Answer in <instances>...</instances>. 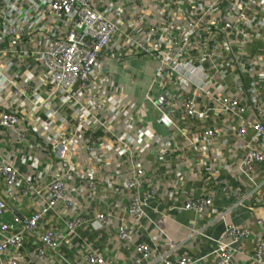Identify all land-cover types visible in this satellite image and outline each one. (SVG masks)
Masks as SVG:
<instances>
[{
  "label": "crops",
  "instance_id": "crops-1",
  "mask_svg": "<svg viewBox=\"0 0 264 264\" xmlns=\"http://www.w3.org/2000/svg\"><path fill=\"white\" fill-rule=\"evenodd\" d=\"M92 4L118 22L122 32L99 59L91 87L69 103L50 96L51 81L42 61L50 40L67 31L66 23L49 17L31 27L30 18L36 14L29 0L17 2L21 14L10 13L26 27L28 37L16 46L17 55L0 54V71L12 82L0 94V117L7 111L20 116L15 131L0 126V164H9L21 179L35 178V182L28 196L15 201L0 179V200L7 207L3 219L29 217L46 206L47 187L58 173L50 145L54 139H74L70 152L75 168L67 189L81 198L74 211L61 207L50 211L38 225L37 234L25 237L17 252L22 264H41L35 253L39 236L48 232L61 235V240L57 250H48L45 264H89L91 252L114 264H131L140 257L136 249L140 244L152 250L145 264H164L158 260L162 256L176 264L183 255L214 264L218 241L230 225L250 232L235 248L232 264H256L253 255L264 235V165L251 174L253 182L245 177L241 165L246 145L253 138L256 149L264 153V136L247 125L258 121L252 94L264 103V0H221L213 10L202 0H168L166 7L153 0H115V7L123 12L121 19L108 13V0H92ZM194 13L205 19L212 33H221L204 41V31L194 32L192 27ZM166 17L173 21L178 42H164L158 31L172 28ZM242 20L249 23L244 32L236 29ZM0 40L3 50L14 43L1 28ZM137 42L146 44L151 52L173 47L179 53L162 70L161 63L141 52ZM206 50L211 59L206 58ZM179 61L200 71H174L173 65ZM205 81L208 84L202 86ZM16 87L31 89L28 98H18L13 106L8 94ZM219 97L238 101L243 112L212 110L203 114L205 108L218 109L212 100ZM187 100L195 102L200 116H189ZM99 101H103L101 111L96 105ZM243 126L247 133L240 137ZM206 131L216 135L204 140ZM22 135L25 141L20 139ZM90 137L93 156L84 149ZM48 165L52 166L49 171ZM126 179L142 186L127 189ZM154 188H158L156 195L151 194ZM205 197L212 199L205 213L185 209L188 199ZM133 200L142 205L139 222L123 208ZM104 212L111 215L108 229L92 224ZM77 217L91 222L71 232L68 223ZM121 226L131 228L134 242L117 241L116 229ZM170 243L178 245L175 253L169 252Z\"/></svg>",
  "mask_w": 264,
  "mask_h": 264
},
{
  "label": "built area",
  "instance_id": "built-area-1",
  "mask_svg": "<svg viewBox=\"0 0 264 264\" xmlns=\"http://www.w3.org/2000/svg\"><path fill=\"white\" fill-rule=\"evenodd\" d=\"M19 0H0V28L4 31V36L10 41L14 42L10 48L3 50L0 46V54L8 53L10 56L17 55L18 47L21 43L27 39L28 30L21 23L13 19L11 16L14 14H21L22 6H18ZM208 3L209 10H213L215 5L221 0H202ZM255 0H250V2ZM153 2L159 7H166L168 0H153ZM115 0H108L110 10L108 13H112L118 19H121L123 12L122 9L115 7ZM29 4L35 11V18H30L31 27H35L42 19L49 17L55 19H62L66 23L67 31L65 34L56 36L50 40V47L43 51V63L47 75L51 81L50 96L53 98L60 97L62 103H69L74 101L78 95L91 87L93 76L98 69V62L101 56L111 48L113 41L118 33H121V27L118 22L111 21L108 16L94 9L92 0H29ZM207 12H209L207 10ZM12 13V15H10ZM192 21L194 32L203 30L202 39L207 41L209 39H215L216 34L221 33L217 31L212 33L211 27L205 26V19L198 18L196 14L193 15ZM139 22L142 18H138ZM29 20V18H28ZM166 20L171 24L172 28L168 30L158 31L162 32V39L166 43L178 42V37L174 30V24L170 17H166ZM249 27L248 21L242 20L236 25V29L240 31H246ZM1 42V40H0ZM137 47L147 56L157 59L161 65L162 70L165 67H170L171 64L168 59H172L174 54H178L173 47H167V51L159 52L154 50L151 52L146 44L143 42H137ZM206 58L211 59L212 56L209 51L205 52ZM172 57V58H171ZM173 65L174 71L178 68L185 70L193 69L194 73L200 71L199 67H192L189 62H175ZM253 71V70H252ZM12 83L7 77L0 71V94L5 92L6 87ZM208 82L205 81L204 85ZM74 87H78L77 90L67 95L66 93L71 91ZM31 88L21 90L15 88L10 94H8V101L11 105L16 106L17 100L20 97L28 98V92ZM28 91V92H27ZM204 91V88L202 89ZM212 105H219L205 108L203 114L209 113L212 110L220 114L234 113L239 114L243 112L240 109V103L230 97H219V99L212 100ZM216 103V104H215ZM99 111L103 109V101H99L97 104ZM187 111L190 117L196 118L200 116L196 113L195 102L193 100H187ZM251 105L257 115V122L248 123L253 128L256 135L264 136V103L260 101L255 94H252ZM48 107V106H47ZM52 114L53 111L50 110ZM55 115V114H54ZM20 125V116L13 111L4 112L0 117V126L8 131H15ZM247 133L246 126H243L238 135L240 137L245 136ZM213 131H206L202 135V139L208 140L215 136ZM22 141H25V137L20 136ZM93 138L86 139L85 151L88 155L93 156L95 148L92 144ZM255 139L246 145V157L242 162V172L247 179L253 182L251 174L264 165V153L254 146ZM53 153L56 158V168L58 169L57 175L52 179L47 187L49 192L48 201L46 206L40 207L39 211L29 217L16 215L11 221H6L4 218L7 207L6 204L0 200V264H22L21 259L18 257L19 252L25 243V237L27 235H36L38 225L44 219V217L56 207H61L68 211H74L78 202L80 201V195L74 191H69L67 188L68 181L74 175V164L72 155L70 152L71 147L74 146V139L66 138L54 139L51 144ZM119 145V144H118ZM123 148V146H120ZM52 166H47V171L51 170ZM0 179H3L6 186V194L13 198L15 201L21 200L28 196L34 190L35 178L27 180L21 179L18 171L9 164H0ZM23 184L21 193L17 194L16 190ZM126 188L133 189L140 183H137L133 179H126ZM158 188L151 190V194L156 195ZM212 205V199L210 197L201 198L198 200L188 199L185 203V209L188 211H196L199 213H205ZM123 208L131 214L136 221L142 219V205L138 200H133L129 205H123ZM89 220V219H88ZM84 217H77L68 223V227L71 232L75 231L88 221ZM90 221V220H89ZM91 222V221H90ZM101 229H108L112 226L111 215L109 213H99L96 215L92 223ZM117 241L121 244L134 242V233L128 226H121L116 229ZM199 232L196 231V234ZM250 237V232L246 229H240L233 225L227 227L226 231L222 234L218 241V248L216 251V258L214 264H232L234 250L241 241ZM59 240L61 235H56L53 232L39 236L40 246L38 247L35 257L41 264L47 263L49 259L48 250L55 251L59 246ZM178 245L170 243L169 252L175 253ZM137 252L140 257L134 259L131 264H145L152 257V250L144 244L136 246ZM158 260L164 264H171L166 261L165 258L158 257ZM253 260L256 264H264V235L260 237L256 253L253 255ZM87 262L89 264H114L112 259H107L103 255L96 252H91L87 256ZM176 264H202L196 259L183 255L177 258Z\"/></svg>",
  "mask_w": 264,
  "mask_h": 264
}]
</instances>
